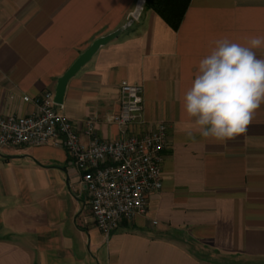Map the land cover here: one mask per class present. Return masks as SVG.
<instances>
[{
	"label": "crops",
	"instance_id": "0c3cea01",
	"mask_svg": "<svg viewBox=\"0 0 264 264\" xmlns=\"http://www.w3.org/2000/svg\"><path fill=\"white\" fill-rule=\"evenodd\" d=\"M138 0H0V114L28 115L94 40L132 20ZM264 35V0H192L180 27L144 8L103 46L64 95V113L82 126L98 118L102 139L121 84L144 91L145 131L168 125L163 188L146 214L107 238L99 229L70 153L52 145L0 150V264H264V105L245 134L223 143L187 138L181 101L212 41L245 44ZM264 57V48L257 49Z\"/></svg>",
	"mask_w": 264,
	"mask_h": 264
},
{
	"label": "built area",
	"instance_id": "2783aa9c",
	"mask_svg": "<svg viewBox=\"0 0 264 264\" xmlns=\"http://www.w3.org/2000/svg\"><path fill=\"white\" fill-rule=\"evenodd\" d=\"M121 103L109 118L121 137L102 139L96 130L98 118L82 122L88 143L81 141L76 124L55 101L52 91L24 100L36 111L28 115L0 114V150L6 147L46 146L63 148L81 172V185L89 195L96 224L109 238L124 220L146 214L149 197L163 188L162 166L168 146V125L160 122L145 131L130 132L145 124L144 91L139 84H121Z\"/></svg>",
	"mask_w": 264,
	"mask_h": 264
},
{
	"label": "clouds",
	"instance_id": "9594fccd",
	"mask_svg": "<svg viewBox=\"0 0 264 264\" xmlns=\"http://www.w3.org/2000/svg\"><path fill=\"white\" fill-rule=\"evenodd\" d=\"M262 48L264 35L245 44L227 37L212 41L182 97V110L195 126L186 130L187 138L223 143L247 132L264 105V57L256 51Z\"/></svg>",
	"mask_w": 264,
	"mask_h": 264
},
{
	"label": "water",
	"instance_id": "95a60500",
	"mask_svg": "<svg viewBox=\"0 0 264 264\" xmlns=\"http://www.w3.org/2000/svg\"><path fill=\"white\" fill-rule=\"evenodd\" d=\"M145 6L146 0H138L137 8L132 13V20L120 26L115 31L97 38L84 52L81 53V55L74 61V63L68 68V70L59 78L55 96L56 103H63L66 88L70 79L78 74L80 70L92 60V58L103 46L117 39L131 25L133 19L139 18Z\"/></svg>",
	"mask_w": 264,
	"mask_h": 264
},
{
	"label": "trees",
	"instance_id": "16d2710c",
	"mask_svg": "<svg viewBox=\"0 0 264 264\" xmlns=\"http://www.w3.org/2000/svg\"><path fill=\"white\" fill-rule=\"evenodd\" d=\"M192 0H146L147 9L158 13L172 28L178 29Z\"/></svg>",
	"mask_w": 264,
	"mask_h": 264
},
{
	"label": "rangeland",
	"instance_id": "374dc122",
	"mask_svg": "<svg viewBox=\"0 0 264 264\" xmlns=\"http://www.w3.org/2000/svg\"><path fill=\"white\" fill-rule=\"evenodd\" d=\"M1 152V151H0Z\"/></svg>",
	"mask_w": 264,
	"mask_h": 264
}]
</instances>
